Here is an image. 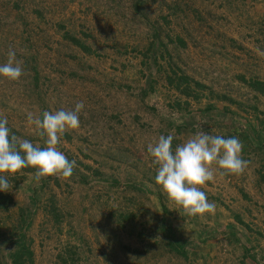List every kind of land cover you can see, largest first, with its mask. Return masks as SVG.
Wrapping results in <instances>:
<instances>
[{"label": "rangeland", "instance_id": "374dc122", "mask_svg": "<svg viewBox=\"0 0 264 264\" xmlns=\"http://www.w3.org/2000/svg\"><path fill=\"white\" fill-rule=\"evenodd\" d=\"M9 49L23 68L0 76L12 134L43 147L28 112L84 108L57 145L71 177L5 174L0 264L23 247L24 264H264V88L247 84L264 85V0H0V64ZM201 130L238 137L250 163L213 165L215 211L188 216L147 145Z\"/></svg>", "mask_w": 264, "mask_h": 264}, {"label": "clouds", "instance_id": "9594fccd", "mask_svg": "<svg viewBox=\"0 0 264 264\" xmlns=\"http://www.w3.org/2000/svg\"><path fill=\"white\" fill-rule=\"evenodd\" d=\"M22 75V61L9 49L6 63L0 64V76L16 81ZM83 108L81 101L72 110L44 111L42 116L28 112L27 124L44 140L43 147L12 134L7 118L0 117V191L8 192L10 187L5 174L15 175L25 168L36 170L37 182L48 176L71 177L76 161H69L57 145L66 131L80 127L79 114ZM173 140L172 134L161 135L147 145L152 164L156 166V184L186 215L213 213L216 205L208 200L201 187L214 179L213 165L221 176L244 173L250 161L242 157V142L238 137L225 138L202 130L174 149Z\"/></svg>", "mask_w": 264, "mask_h": 264}, {"label": "trees", "instance_id": "16d2710c", "mask_svg": "<svg viewBox=\"0 0 264 264\" xmlns=\"http://www.w3.org/2000/svg\"><path fill=\"white\" fill-rule=\"evenodd\" d=\"M249 85L250 88L258 91V92H262L264 85L259 83V82H250L247 83ZM25 169H29V168H25ZM236 221H239L238 218H235ZM239 223V222H238ZM171 249H174V251L176 253H178L179 251L183 254L185 251L183 250V248L180 246V244H178L177 242L173 243L170 245ZM176 247V249L174 248ZM24 252L27 254V258L29 259L30 256V252L26 247L23 248H18L11 256H10V263L11 264H24L25 263V257H24Z\"/></svg>", "mask_w": 264, "mask_h": 264}]
</instances>
